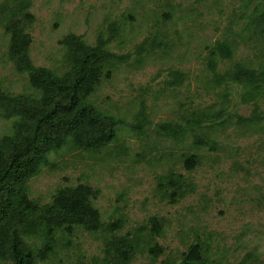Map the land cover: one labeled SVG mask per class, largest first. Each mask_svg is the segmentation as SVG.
Listing matches in <instances>:
<instances>
[{
    "label": "rangeland",
    "instance_id": "rangeland-1",
    "mask_svg": "<svg viewBox=\"0 0 264 264\" xmlns=\"http://www.w3.org/2000/svg\"><path fill=\"white\" fill-rule=\"evenodd\" d=\"M29 1L36 66L65 75L71 65L62 41L70 34L90 47L110 39L108 50L127 56L107 66L111 76L89 99L121 120L116 140L98 153L68 145L29 183L41 206L62 187L89 185L100 192L92 201L104 224L123 225L114 233L77 228L39 264H118L107 247L126 235L138 246L130 264H181L193 244L201 245L200 264H264V83L231 79L238 64L264 71V0ZM15 5L0 0V100L22 97L38 107L40 91L10 58L3 11ZM217 42H228L233 58H213ZM178 73L184 80L176 85ZM19 111L0 101V139L22 122ZM169 123L186 134L165 136L158 126ZM187 155L198 159L191 170ZM170 174L181 176L184 196L173 195ZM28 242L41 245L39 237ZM156 244L163 253L154 260Z\"/></svg>",
    "mask_w": 264,
    "mask_h": 264
},
{
    "label": "trees",
    "instance_id": "trees-1",
    "mask_svg": "<svg viewBox=\"0 0 264 264\" xmlns=\"http://www.w3.org/2000/svg\"><path fill=\"white\" fill-rule=\"evenodd\" d=\"M13 2L15 6L5 7L3 11L10 58L15 69L26 74L29 84L40 91L41 104L36 107L34 103L38 101L29 103L22 97L4 96L0 100L20 107L22 117V122L14 126L13 133L0 139V264H39L47 262L56 253L59 240L73 236L77 228L93 233H114L123 225L104 224L92 201L100 192L89 185L62 187L51 203L41 206L31 199L29 183L39 175L43 166L49 164L52 153L68 145L98 153L116 140L121 120L103 114L89 99L103 78L111 76V69L107 66L123 63L127 56L110 52L107 48L110 39L99 37L97 44L90 47L82 36L70 34L62 41L69 50L71 65L65 75L36 66L30 57L32 38L26 31V25H30L33 19L28 11L31 2ZM259 18L264 22V14ZM210 53L213 58L219 56L225 60L234 56L228 42H217ZM209 66L215 71L214 60ZM231 79L236 83L257 86L264 83V71L238 64ZM183 80L182 74H176V85ZM142 114H145L144 106ZM158 130L171 138L183 137L187 132L181 125L170 123L159 125ZM196 144L209 145L202 139H197ZM184 163L191 170L198 159L195 155H187ZM181 179L174 174L165 177L166 184L175 187L173 195L184 196ZM150 223L160 236L162 225L159 219L153 217ZM37 237L40 238V246L35 247L28 242ZM107 248L109 255H113L115 261L118 259V264H130L138 250L135 238L128 235L109 241ZM150 252L155 260L163 253V248L156 244L150 246ZM201 253V245L193 244L181 264H200L203 262Z\"/></svg>",
    "mask_w": 264,
    "mask_h": 264
}]
</instances>
